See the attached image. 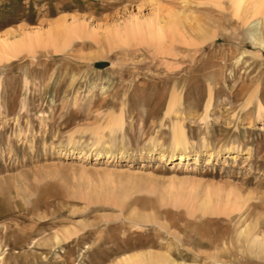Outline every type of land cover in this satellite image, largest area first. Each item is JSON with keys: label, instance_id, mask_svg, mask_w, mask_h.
Here are the masks:
<instances>
[{"label": "rangeland", "instance_id": "1", "mask_svg": "<svg viewBox=\"0 0 264 264\" xmlns=\"http://www.w3.org/2000/svg\"><path fill=\"white\" fill-rule=\"evenodd\" d=\"M261 1L0 0V264H264Z\"/></svg>", "mask_w": 264, "mask_h": 264}, {"label": "bare ground", "instance_id": "2", "mask_svg": "<svg viewBox=\"0 0 264 264\" xmlns=\"http://www.w3.org/2000/svg\"><path fill=\"white\" fill-rule=\"evenodd\" d=\"M258 9L264 10V0L260 2ZM155 23L157 24L156 21ZM80 29L81 27L79 26L78 23L69 25L63 18H61L60 20H57V22L55 23V28L53 30L50 29L45 33H42L41 31L37 30V32H25L14 39L0 38V62L4 60H9L15 57L17 54L21 53L22 51L33 52L38 47L54 46L55 44L52 41L54 32L57 34L64 35V42L65 44H68L70 42L69 40L72 37L79 36ZM141 30L144 31L143 35L149 40H154L156 38H159L162 35H164L165 32L164 31L165 29L162 26H156L151 22L137 23L136 21L126 28L123 37L126 38L130 36H140ZM53 48H55V46ZM174 100L175 97H172L170 105H172ZM173 138H174L175 147L178 146L181 147L185 143V136L180 126L175 127ZM99 153L96 154L95 158L99 157ZM184 157L185 155H183L182 153L178 154L179 161ZM209 202L210 201H208L207 199H204L201 201L200 206L202 208L207 209L209 207ZM114 264H176V263L168 261V259L165 258L164 255H155L148 252L146 254L141 253V254H133V255H123Z\"/></svg>", "mask_w": 264, "mask_h": 264}]
</instances>
